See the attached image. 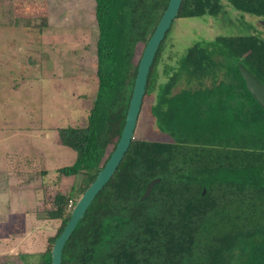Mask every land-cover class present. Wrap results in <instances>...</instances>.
<instances>
[{
	"label": "trees",
	"instance_id": "1",
	"mask_svg": "<svg viewBox=\"0 0 264 264\" xmlns=\"http://www.w3.org/2000/svg\"><path fill=\"white\" fill-rule=\"evenodd\" d=\"M231 1L264 21V0ZM94 2L96 95L85 126L57 130L59 144L75 153L57 172L82 180L68 194L56 193L50 206L43 203V219L61 224L36 264H50L74 203L114 150L141 53L169 0ZM203 12L206 0H182L175 18ZM182 63L160 84L151 114L171 142L131 140L65 242L61 264H264V110L238 69L242 64L264 85V41L217 36L190 47Z\"/></svg>",
	"mask_w": 264,
	"mask_h": 264
},
{
	"label": "rangeland",
	"instance_id": "2",
	"mask_svg": "<svg viewBox=\"0 0 264 264\" xmlns=\"http://www.w3.org/2000/svg\"><path fill=\"white\" fill-rule=\"evenodd\" d=\"M231 2L206 0L205 13L173 20L134 140L171 142L154 125L153 102L190 47L222 35L255 34L263 43L264 24ZM187 4L193 9L192 1ZM94 6V0H0V198L3 206H18L22 196L26 206L23 218L11 215L0 224V239H8L0 247V264H36L61 224L43 219L52 198L81 183V176L57 172L75 157L59 144L57 130L85 126L96 95ZM11 223V231L5 230Z\"/></svg>",
	"mask_w": 264,
	"mask_h": 264
},
{
	"label": "water",
	"instance_id": "3",
	"mask_svg": "<svg viewBox=\"0 0 264 264\" xmlns=\"http://www.w3.org/2000/svg\"><path fill=\"white\" fill-rule=\"evenodd\" d=\"M182 0H169L166 9L156 24L151 36L149 37L138 62L137 72L134 79V84L127 108L125 121L121 130L118 142L110 154L109 158L105 162L104 166L97 173L95 179L89 184L82 195L74 203L70 217L58 235L54 240L50 250L51 261L50 264H61L62 249L74 230L78 221L82 218L86 209L96 196V194L102 189V187L109 181L116 168L120 164L124 154L129 148L131 140H133L134 130L137 124V119L140 113L143 96L145 94V86L147 83V76L153 58L159 48L161 41L163 40L166 32L169 30L171 23L178 14ZM264 24V21L262 22ZM238 69L241 77L245 82L247 91L251 94L252 98L259 104L264 110V85L248 71L242 64H238ZM159 180H152L145 188L144 194L141 197L144 200L151 192L155 183ZM204 193V190H203Z\"/></svg>",
	"mask_w": 264,
	"mask_h": 264
},
{
	"label": "crops",
	"instance_id": "4",
	"mask_svg": "<svg viewBox=\"0 0 264 264\" xmlns=\"http://www.w3.org/2000/svg\"><path fill=\"white\" fill-rule=\"evenodd\" d=\"M0 195H2L1 193H0ZM17 195H19V193L17 194ZM16 195V196H17ZM20 197H22V196H19V199L17 200L18 201V206H15L14 205V201H13V204H11V203H7L6 205H2V203H1V200H3V199H1L0 198V224H3L5 221H6V219L8 218H10V216L12 215V216H14V215H16V216H21L22 218L26 215V210H25V205H21L22 203H21V199H20ZM7 199V198H6ZM5 199V200H6ZM24 199H25V197H24ZM4 201V200H3ZM21 209H23V210H21ZM18 214V215H17ZM8 221V220H7ZM6 223V222H5ZM13 223V222H12ZM12 223L10 224V225H5L4 226V229L5 230H8V231H11V226H12ZM1 230V229H0ZM1 241H0V247L3 245L2 244V242L3 241H7L8 239L7 238H5V237H3L2 239H0ZM6 249H7V247H6Z\"/></svg>",
	"mask_w": 264,
	"mask_h": 264
},
{
	"label": "built area",
	"instance_id": "5",
	"mask_svg": "<svg viewBox=\"0 0 264 264\" xmlns=\"http://www.w3.org/2000/svg\"><path fill=\"white\" fill-rule=\"evenodd\" d=\"M71 205H72V202H71V201H69V203H68V208H70V207H71Z\"/></svg>",
	"mask_w": 264,
	"mask_h": 264
}]
</instances>
